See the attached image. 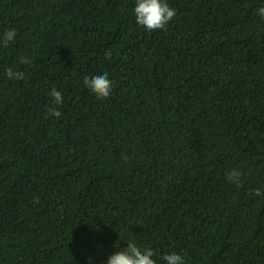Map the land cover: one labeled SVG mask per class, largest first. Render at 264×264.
<instances>
[{
    "label": "trees",
    "instance_id": "16d2710c",
    "mask_svg": "<svg viewBox=\"0 0 264 264\" xmlns=\"http://www.w3.org/2000/svg\"><path fill=\"white\" fill-rule=\"evenodd\" d=\"M167 2L150 32L136 0H0V36L17 32L0 44V264H106L128 243L158 264H264V0ZM104 72L98 99L83 80Z\"/></svg>",
    "mask_w": 264,
    "mask_h": 264
},
{
    "label": "clouds",
    "instance_id": "9594fccd",
    "mask_svg": "<svg viewBox=\"0 0 264 264\" xmlns=\"http://www.w3.org/2000/svg\"><path fill=\"white\" fill-rule=\"evenodd\" d=\"M135 18L138 25L142 26L148 31H155L158 29H165L168 23L176 16V9L170 6L167 0H136L134 8ZM258 14L264 16V6L258 9ZM17 32L15 29L6 30L0 36V44L4 47L14 42ZM111 51L106 53V59H111ZM31 61L27 57H21L20 63L28 65ZM8 80H23L25 73L21 70H14L9 67L6 70ZM84 86L96 94L98 99H106L111 95L113 82L110 80L107 72L103 74H96L91 77H84ZM48 95L52 98L45 117L55 116L59 118L62 113L58 106L64 102L63 94L55 87L49 91ZM227 179L235 183L237 186H242L241 177L243 172L238 169H231L225 173ZM254 196L264 195L262 190L257 188L252 192ZM117 247V244H116ZM118 248V247H117ZM156 252L152 247H140L136 243H128L126 248H123L109 256L106 264H158ZM161 259L166 264H185V257L178 252L165 253Z\"/></svg>",
    "mask_w": 264,
    "mask_h": 264
}]
</instances>
